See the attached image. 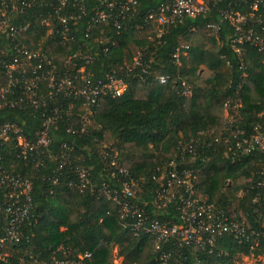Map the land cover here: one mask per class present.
Segmentation results:
<instances>
[{
  "label": "trees",
  "instance_id": "obj_1",
  "mask_svg": "<svg viewBox=\"0 0 264 264\" xmlns=\"http://www.w3.org/2000/svg\"><path fill=\"white\" fill-rule=\"evenodd\" d=\"M164 1L139 0L134 12L119 18L121 30L114 28L112 22L97 24L88 40L86 34L93 24L92 9L99 5L90 0L87 16L74 27L76 42L63 44L56 39L42 42L46 31L38 25L20 38L19 42L30 49H42L61 68L82 47L83 52L94 58L87 67L94 79H105L115 72L128 89L119 98L104 96L95 109V129L83 134L78 133L84 113L81 101L61 98L50 103L65 109L71 103L76 106L60 123L51 150L61 156L64 144L71 148L75 164L92 169L95 190L81 193L69 188L67 183L77 181L76 174L71 170L58 171V162L46 160L45 168H34L20 156L14 139L1 144L0 163L4 168L32 181L34 210L26 225L29 241L12 245L10 256L0 260V264H34V257L47 260L50 252L60 246L72 250L74 255L92 253L86 264H113V248H117L123 264H160L162 252H173L167 264L178 261L179 264H239L242 257L264 256V152H254L232 162L230 144L207 146L215 138L233 139L239 129L250 136L262 122L264 56L250 45L243 48L241 56L236 54L227 41L231 32L226 25H222L221 44L208 27L219 23L220 12L230 0H224L205 15L187 18L182 24L168 28L158 39V27L146 18ZM31 14L27 10L23 15ZM13 44L0 33V50L9 52L10 58L15 56ZM181 47L188 50L178 64L175 55ZM140 54L144 67H135ZM78 64L81 66L83 62ZM203 68L212 74L205 87L199 85ZM160 77L169 78L168 83L161 85ZM0 82L6 85L9 79L2 75ZM183 83L192 89V96H183ZM41 90L46 92L45 84ZM15 91L21 98L20 87ZM237 99L242 101L241 120L226 128L225 104ZM6 123L20 124L29 140H34L42 127L40 113L27 101L23 109L0 111V125ZM68 124L77 133L67 134ZM192 138L207 143L200 146L198 158L193 160L188 156L182 165L183 169L196 171L198 198H208L227 216L232 212L237 221L245 222L250 229L248 234L255 232L249 242L241 243L234 235L225 234L217 238L213 248L187 249L169 244L157 251L155 239L137 238L125 229L118 210L98 192L99 185L107 180L100 149L103 143L112 142L111 148L119 153L121 168L137 181L136 204L162 224L181 225L176 208L157 211L154 199L157 190L166 183L164 174L179 144ZM53 180L59 184L54 185ZM5 194L6 191H0V202Z\"/></svg>",
  "mask_w": 264,
  "mask_h": 264
},
{
  "label": "built area",
  "instance_id": "obj_2",
  "mask_svg": "<svg viewBox=\"0 0 264 264\" xmlns=\"http://www.w3.org/2000/svg\"><path fill=\"white\" fill-rule=\"evenodd\" d=\"M90 0H0V33L6 35L13 44L15 56L10 58L9 52L0 50V77L9 79L6 85L0 82V111L6 109H23L24 101L40 113L42 127L36 132L34 140H29L18 123L0 125V146L11 139L16 141L20 156L37 169L46 167V160L58 162V171L68 170L76 174L77 181H70L67 186L78 189L81 193L95 190L96 183L91 175V168L76 165L71 148L62 146L61 156L51 150L55 140V132L65 117L73 112L76 106L68 104L65 109L59 104L50 105L57 99L81 101L84 113L81 115L80 131L86 133L95 123V109L104 96L122 97L127 92V85L116 77L115 72L105 79H94L87 71L94 58L83 52L82 47L68 57L65 68L59 67L54 59L41 49L35 51L20 38L28 34L34 25L44 28L46 35L42 42L56 39L61 43L76 42L74 27L87 16V6ZM99 5L92 9L93 24L86 34L91 39V29L97 24L113 23L114 28L121 30L119 18L134 12L139 0H93ZM224 0H166L156 9L149 12L147 22L159 29L158 39L172 26L182 24L185 19H196L212 11ZM32 14L24 16L27 11ZM222 25L229 28L227 41L232 50L242 55L247 45L255 48L264 56V0H230L225 9L220 12V21L209 25L215 38L220 43L223 32ZM98 42L99 40H95ZM109 41H107L108 45ZM89 46V43L87 44ZM86 45V47H87ZM188 47H181L175 55L179 64L181 57L186 56ZM109 49L104 50L107 56ZM143 55L135 59L134 66H143ZM79 62L83 65L79 66ZM144 72L147 70L144 68ZM147 74V73H146ZM169 78L160 77L161 85H166ZM46 92H42V85ZM183 96H192L193 91L183 83ZM22 90V97H17L15 89ZM26 98H24V97ZM14 97H16L14 99ZM242 101L229 100L225 104L226 128H232L241 120ZM261 123L254 127L253 134L248 136L245 130L239 129L233 139L229 137L215 138L207 145L204 140L192 138L178 146L166 174V183L157 190L154 204L157 211L176 208L181 225L162 224L152 217L135 202L137 181L121 168L119 153L103 144L104 171L107 180L99 185L98 192L119 212L120 221L125 229L135 237L151 236L155 239L156 250L163 245L173 244L174 247L198 248L204 250L213 248L218 237L232 234L239 242H249L255 232L250 230L245 222L236 220L231 212L227 216L208 198L197 196L195 169H183L187 157L193 160L199 156L200 146L211 147L214 143L230 144L229 155L232 162L241 161L254 152H264V112L260 115ZM67 134L77 133L73 126L67 125ZM202 135H206L204 132ZM180 160V161H178ZM1 161V157H0ZM58 185V180L52 181ZM264 186V182L262 183ZM6 191L0 202V260H5L11 254V246L29 241L26 225L34 210L33 183L28 178L15 175L0 163V191ZM212 253V251H211ZM173 252H162L160 264H167ZM92 258V253L74 255L73 251L63 246L50 252L47 260L35 258L34 264H86ZM186 261L187 258L185 257ZM179 264V261L177 262ZM199 264V263H198Z\"/></svg>",
  "mask_w": 264,
  "mask_h": 264
},
{
  "label": "rangeland",
  "instance_id": "obj_3",
  "mask_svg": "<svg viewBox=\"0 0 264 264\" xmlns=\"http://www.w3.org/2000/svg\"><path fill=\"white\" fill-rule=\"evenodd\" d=\"M202 74H201V82L199 83V85L201 87H205L207 85V82L212 78V74L205 70L204 68L202 69ZM96 127V123H92L91 129H95ZM104 144V143H103ZM113 143H106L107 146H111ZM118 250L117 248H113L112 249V262L113 264H123V260L118 258ZM239 264H264V257H260V258H254L253 256H249V257H242L241 262H239Z\"/></svg>",
  "mask_w": 264,
  "mask_h": 264
},
{
  "label": "crops",
  "instance_id": "obj_4",
  "mask_svg": "<svg viewBox=\"0 0 264 264\" xmlns=\"http://www.w3.org/2000/svg\"><path fill=\"white\" fill-rule=\"evenodd\" d=\"M264 257V256H263Z\"/></svg>",
  "mask_w": 264,
  "mask_h": 264
}]
</instances>
